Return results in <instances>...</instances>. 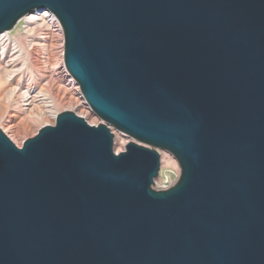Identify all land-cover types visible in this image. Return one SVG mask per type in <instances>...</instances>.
Wrapping results in <instances>:
<instances>
[{"label": "water", "instance_id": "95a60500", "mask_svg": "<svg viewBox=\"0 0 264 264\" xmlns=\"http://www.w3.org/2000/svg\"><path fill=\"white\" fill-rule=\"evenodd\" d=\"M47 8L106 123L0 129V264H264V0H0V32Z\"/></svg>", "mask_w": 264, "mask_h": 264}, {"label": "rangeland", "instance_id": "374dc122", "mask_svg": "<svg viewBox=\"0 0 264 264\" xmlns=\"http://www.w3.org/2000/svg\"><path fill=\"white\" fill-rule=\"evenodd\" d=\"M35 14L38 15V13ZM38 24L39 23L37 22V20H35V22L33 23L34 27H37ZM26 26L27 22L26 19L23 17L11 30L8 31H10V36L13 37L16 41H18V43L24 49V57L27 58L29 65L27 70L29 73L28 75L40 77V86L44 87L45 89L48 88V92L54 99V106L57 112L63 113L72 108L71 111H74L79 115L82 114V116L91 124L106 123V121H104L101 117H99V115L93 112L91 108L87 109V111L85 110V107L82 106V104H76V106H73V104L70 103L71 98L68 97L70 96L69 91H73L75 94H77L78 91L73 90L75 84L73 82L70 83L71 78L69 76H65V73L62 72V62L65 61L64 33H61L59 30L56 31L55 28H52V30L45 31H41V29H35V32H33V46L29 47L27 46L28 33H26ZM20 66L21 64L19 63L18 65H16V68ZM18 77L19 76H17L16 78L18 79ZM29 81V77L25 79V83H28ZM78 96L79 95H77V97ZM82 101V98L79 97L78 102L81 103ZM8 117L10 118V115H7L4 122H0V129L19 147H22L27 139L37 135L41 128H43L47 124L54 125L56 123V119L48 115L43 118L39 123H32L31 126H29L30 128L27 127L25 129H21L18 133L16 131H11L8 126L10 125V123L17 124L19 120L12 119V122H10L11 118L9 120ZM110 128L114 134V149L116 152L124 151L126 149V145L130 141H134L156 149L160 153L162 171L161 174L155 179V183L152 185L154 190L166 189V183L170 181L167 172H170L175 175L176 180L181 177L182 168L180 162L172 152L145 144L139 141L138 139L126 134L125 132L119 131L116 127L112 125H110ZM120 132L123 133L126 138L125 143L116 142L117 133ZM165 157L172 158L175 164H168L165 160Z\"/></svg>", "mask_w": 264, "mask_h": 264}, {"label": "bare ground", "instance_id": "6f19581e", "mask_svg": "<svg viewBox=\"0 0 264 264\" xmlns=\"http://www.w3.org/2000/svg\"><path fill=\"white\" fill-rule=\"evenodd\" d=\"M35 13L37 12H30L24 16L27 22V46H33V32H35V29L45 31L55 28L56 31L59 30L61 33H64L61 21L56 14H52L47 10L38 13V15ZM35 20L39 23L37 27L33 25ZM24 56L23 47L10 36V31L0 32V122H4L7 115H10V122H12V119L19 120L17 124L10 123L8 126L11 131H16L18 133L21 129L31 126L32 123H39L48 115L57 119L60 114L54 106V99L48 92V88L45 89L40 86V77L28 75L29 73L27 70L29 65L27 58ZM64 62L65 61L62 62L61 66L63 68L62 72L65 73V76L71 78L70 83L73 82L75 84L73 90L78 91L77 94L73 91H69L70 96L68 97L71 98L70 103H72L73 106L82 104L85 110L90 109L91 107L85 95L83 96L84 93L82 94L81 85L79 86V82L73 78V75H70L71 73ZM19 63L21 66L16 68V65ZM17 76H19L18 79L16 78ZM28 77L30 81L25 83V79ZM77 95L79 96L77 97ZM79 97L83 100L81 103L78 102ZM71 110L72 108H70V111ZM80 116H82V114H80ZM116 140V142L120 143L126 142V138L121 132L117 133ZM165 158L168 164H175L172 158Z\"/></svg>", "mask_w": 264, "mask_h": 264}, {"label": "built area", "instance_id": "2783aa9c", "mask_svg": "<svg viewBox=\"0 0 264 264\" xmlns=\"http://www.w3.org/2000/svg\"><path fill=\"white\" fill-rule=\"evenodd\" d=\"M46 10H47V11H49V12H51L52 14H55L53 11H51V10H50V9H48V8H47V9H45V10H42V11H35V12H37V13H41V12H43V11H46Z\"/></svg>", "mask_w": 264, "mask_h": 264}]
</instances>
